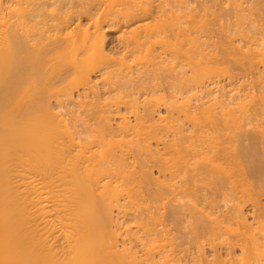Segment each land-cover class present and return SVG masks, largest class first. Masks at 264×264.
Returning a JSON list of instances; mask_svg holds the SVG:
<instances>
[{"label": "bare ground", "instance_id": "obj_1", "mask_svg": "<svg viewBox=\"0 0 264 264\" xmlns=\"http://www.w3.org/2000/svg\"><path fill=\"white\" fill-rule=\"evenodd\" d=\"M57 1L54 9L48 0H0V264H264V200L252 197L264 199V123L240 135L248 142L238 150V133L227 141L219 138L222 129L218 136L204 133L205 114L199 113L210 111L203 101L174 106L188 84L181 73L186 63H194L189 77L206 90L215 82L206 85L204 72H211V61H220L216 55L204 60L211 52H204L201 32L189 37L185 1L175 0L177 14L174 0H107L102 12L96 7L102 0ZM67 3L79 9L65 8ZM84 15L89 25L71 28ZM121 27L115 57L107 48L108 32ZM249 39L245 49L238 47L254 72L264 46L253 47L255 37ZM221 46L225 56L234 43L231 53ZM169 57L178 60L181 72L176 65L169 72ZM214 87L207 94L217 93ZM227 91L223 87L214 98ZM161 104L178 107L187 121L180 125L169 110L168 123L158 124ZM208 114V122L219 124L220 117ZM236 116L229 112L220 124L241 127L243 119ZM165 126L172 128L171 138ZM259 143L262 153L252 155ZM130 157L139 165L130 164ZM243 160L249 165L240 172L236 167ZM252 179L256 186L250 188ZM143 200L152 205L142 207ZM249 200L255 226L246 210ZM186 205L189 237L182 232L189 221ZM206 206L218 214L211 217Z\"/></svg>", "mask_w": 264, "mask_h": 264}, {"label": "rangeland", "instance_id": "obj_2", "mask_svg": "<svg viewBox=\"0 0 264 264\" xmlns=\"http://www.w3.org/2000/svg\"><path fill=\"white\" fill-rule=\"evenodd\" d=\"M49 2H50V4H51V6H52V8H54V9H57L58 7H57V0H48ZM171 1H173V0H171ZM185 2H186V4L187 5H184L185 4V2H184V4H182V6L183 7H185V8H183V11H185L186 12V15H184L185 17L184 18H186V24H184L186 27H188V30L187 31H189L190 30V34L191 35H189V37L191 36V38H193V36H195V37H197L199 34H200V32H201V38L203 37L204 39H202V40H206V43H205V45L203 46L204 47V52L207 54V53H209V52H211L210 54H207V56L204 58V60L206 59V60H208L211 56H213V57H215V55L216 56H218V58L220 59V61H223V63L222 62H220V61H218V60H216V63H215V60L214 61H211V66L213 67V68H211L210 67V65L208 64V68L210 67L212 70H211V72L210 71H205L204 73L206 74V73H208V75H205L204 77L206 78V85H208V84H211L212 82H215V83H217V84H215V83H212L211 84V86H214L215 85V87H214V89L213 90H215L218 94H220L221 92L220 91H222V89H223V87H224V90H225V92L227 91V96H225L224 98L223 97H219V99L221 100V102L220 101H218L219 99H215L214 98V96L215 95H217V96H219L217 93H215V94H212L211 95V93L209 92V94H207V90H209V88H211V86L210 85H208V87L206 88V90H205V88H201L200 86H199V83L198 82H196V81H192L193 79V71H192V68H193V66H194V69H195V65H194V63H191L193 66H190L191 64L190 63H186V66L184 65V67H185V69L183 68V69H181V70H183L182 72H181V70H179L178 68H177V61L175 60V59H173V58H171V57H169L170 59L169 60H167V61H169L168 63H165V64H168L167 65V67H169L170 65H174L173 67H175V65H176V71H178V73L179 72H181V73H183L184 74V79L187 81L188 80V84L191 82V85L189 84H187V86L185 87V92H184V94L182 95H177L178 96V100H179V102H178V100L175 102L174 100H173V102H175L174 103V106H176L178 103H179V105H178V107H180L181 105V108H183V106L185 105V106H188V108L189 107H191V105L194 107V104L195 105H197V104H200V103H202V101L204 102V104H203V107L206 109H208L210 112H208V113H216L217 112V110L216 109H218V112L220 113H218V114H215V117L217 118L216 120L217 121H219V117L221 118L220 119V121H219V124H220V122H222V118L223 117H228V114H229V112H232V113H235L237 116V118H239L240 120L241 119H243L241 122H243L244 124H242V125H244V126H242L241 125V127H242V129H244V127H245V129L243 130V132L241 131V127H239L238 126V124L236 125L237 126V128H236V126H234L233 125V127H229L230 129V131L229 130H226L227 128H226V126L222 123V124H220L221 125V127L219 126V124H214L213 122H211L210 123V121L208 122V120H210L209 118L210 117H207V112L206 111H204V112H202V111H200V113L199 114H202L203 113V115L205 116H202V117H204L203 119L205 120V122H203L204 120L202 119V122H203V126L204 127H202L203 128V130H206V131H204V133L205 134H210V135H213V136H216L218 133H220V134H218L219 135V138L221 139V140H223L225 137L227 138V137H229V136H227V135H232L233 134V136L232 137H234V135L235 134H237L238 133V135L239 136H237V135H235V139L238 137V142L237 141H235V143H234V146L236 145L237 147V149L238 150H240V147L243 145L244 146V144H247V142H245V141H241V139H239L240 138V135H242L243 133H245L246 132V130H248V133L249 132H251L252 133V130L255 128V129H257L256 127H254V124H256V123H259V125L262 123H264V120H261V119H264V105H262V103H264V85H262V83L264 84V56L262 57V55H259L258 57H256L257 58V60L258 59H260V60H258V64L256 63V65L254 66L255 67V71L253 72V70H254V68L253 67H247L249 64H247V65H245L246 63H248L247 61H248V59L246 60L245 58H244V56L241 54V50L239 51V47H242V45H243V47L242 48H244V47H247V43L248 44H250V42H246L245 41V39L248 41V36L250 35V39L252 38H254L255 37V40L253 39V41H255L256 43H257V45L255 44V46H253V47H256V46H261V47H263L264 45L262 44V43H264V0H234V3H233V0H184ZM229 1V2H228ZM232 1V3H230ZM236 1V2H235ZM239 1H240V5H241V7H239V9L238 10H240V9H242V6L244 5V3H245V5L243 6L245 9H242L241 11V15L238 13V15L240 16V18H239V16L237 15V14H235V13H237V12H240V11H238L237 9V11L235 10L234 11V9L235 8H233L234 6H235V3H237V4H239ZM262 1H263V3H262ZM48 2V3H49ZM76 2V1H75ZM74 2V4L75 5H77L76 3ZM79 2V1H78ZM98 1H96V4H97V8L98 7H100L101 8V12H102V10H103V8H104V6H105V4L107 3V0H104V4H103V0H102V3H101V1H100V3H97ZM174 2V3H173ZM171 4H173V5H175L174 6V10H175V7H176V5H177V7H179L178 6V2L176 1L175 2V0L173 1ZM229 3L230 4H232V5H230L229 6ZM68 4V3H67ZM67 4H65V8H69L70 6H72L71 4H68V6H67ZM101 4V5H100ZM99 5V6H98ZM258 5H261V6H258ZM187 6V7H186ZM76 7V6H75ZM177 7H176V13L175 14H177ZM236 7V6H235ZM247 7H249V9H247ZM253 7V8H252ZM230 9V12H229V9ZM70 9H71V7H70ZM77 9H79V7H76V9L72 6V10H77ZM261 9V10H260ZM49 10H53V9H51L50 7H49ZM172 10H173V8H172ZM248 10V11H247ZM251 10V11H250ZM247 12V16L246 15H244V13L246 14V12ZM249 11H250V13H249ZM99 12H100V9H99ZM179 12V11H178ZM185 12H183V14H185ZM232 12V13H231ZM234 12V13H233ZM252 12V13H251ZM243 13V14H242ZM259 13V14H258ZM227 14H229V15H227ZM237 15L238 17H235V15ZM242 15L244 16V17H242ZM259 15V16H258ZM248 18H246V17ZM228 17V18H227ZM235 17V18H234ZM242 17V18H241ZM261 17V18H260ZM81 19H82V21H81ZM241 20L242 19V21H244V19H246L244 22H240V20H239V22L238 21H235V20ZM79 20V21H78ZM205 20V21H204ZM74 21L75 22H73V26L71 25V28L72 27H74V25H76V23L78 22H80V23H82V27H87L88 25H89V22H90V19H89V16H87V15H84V16H82L81 18H77V19H74ZM149 21H151L152 22V18L151 19H149ZM200 21H202V22H200ZM211 21H213V23H211ZM217 21V22H216ZM228 21V22H227ZM185 22V21H184ZM236 22V23H235ZM75 23V24H74ZM201 23V24H200ZM218 23V24H217ZM244 25V27L242 28V24ZM203 24H206V25H208V26H206V25H203ZM214 24V25H213ZM216 24V25H215ZM223 24H225L224 26H223ZM227 24L229 25V26H227ZM235 24H238V25H235ZM240 24V25H239ZM211 26V27H210ZM216 26V27H215ZM222 27V28H220V27ZM226 26V27H225ZM237 26H239V27H237ZM240 26H241V28H240ZM212 28L211 30H212V33H210L209 35H211V37L208 35V33L207 32H205V34H207V36L205 35L204 36V33L202 32L203 31V29H204V31L205 30H207L208 28ZM70 27H69V29H71ZM216 28V29H215ZM221 29L220 30V33H219V30L218 29ZM234 28H236V29H234ZM238 28V29H237ZM245 28H247V29H245ZM69 29H67V31L69 30ZM120 29L121 30H123V28L121 27V28H119L118 30H116V31H112V32H108V50H109V48H110V54L112 53V55L113 56H117L118 57V55H119V53H118V50L116 49V36L118 35V33L120 32ZM239 29H242V30H239ZM192 30V31H191ZM213 30H215V32H216V34H215V32H213ZM232 30V31H231ZM233 30H235V31H233ZM238 30V31H237ZM243 30H245V31H243ZM229 31H230V33L232 32V34H230L229 33ZM241 31H242V33H241ZM247 31H249L248 33H247ZM191 32H193V34L191 33ZM235 32V33H234ZM239 32V33H238ZM243 32H245V33H243ZM196 33H199V34H196ZM219 33V34H218ZM227 33H229L230 35L228 36V34ZM120 34V33H119ZM189 34V33H188ZM213 34V35H212ZM243 34L245 35V34H248V36L246 35V36H243ZM217 37H216V36ZM221 36V37H220ZM229 38H228V37ZM233 36V37H232ZM235 36V37H234ZM188 36H187V39H191V38H189ZM206 37H207V39H206ZM210 37V38H209ZM200 38V39H201ZM209 38V39H208ZM228 39V40H227ZM230 39V40H229ZM232 39H233V41H232ZM250 39H249V41H250ZM218 42H217V41ZM221 40V41H220ZM257 40V41H256ZM208 41V42H207ZM227 41H229V42H227ZM244 41V42H243ZM189 42V41H188ZM213 42H214V44H213ZM215 42H217V44H215ZM227 42V43H226ZM231 42H232V46H233V43H234V46H233V49H232V46H231ZM236 42V43H235ZM246 42V43H245ZM252 42V41H251ZM245 43V44H244ZM259 43H261V44H259ZM235 44H236V47H238L239 46V44H240V46L238 47V48H236L235 47ZM215 45H216V47H215ZM219 45V46H218ZM222 45V46H221ZM229 45H230V48L232 49V51H231V49L229 48ZM246 45V46H245ZM207 46V48L205 49V47ZM220 46L221 47H227L226 48V50L225 51H229V53H231V54H226L225 56H224V51H223V49L221 48L220 49ZM235 47V48H234ZM215 48H217V49H215ZM224 48V49H225ZM229 48V49H228ZM264 48V47H263ZM235 49V50H234ZM245 49V48H244ZM214 50V51H213ZM235 52H234V51ZM220 51V52H219ZM223 51V54L221 53ZM231 51V52H230ZM264 51V50H263ZM212 52H214V53H212ZM216 52V53H215ZM218 52V53H217ZM234 52V53H233ZM236 52H237V54H236ZM239 52V53H238ZM221 53V54H220ZM210 55V56H209ZM221 55V56H220ZM231 55H234V56H236L237 55V57L235 58L234 56H231ZM223 57V58H222ZM234 57V58H233ZM239 57V58H238ZM261 57L263 58V60H261ZM231 59V60H230ZM194 60H196V59H194ZM226 60H227V62H226ZM228 60H229V62H228ZM256 60V59H255ZM219 63H218V62ZM232 61V62H231ZM233 61H235L234 63H233ZM263 63H261V62ZM244 62H246V63H244ZM214 63V64H213ZM218 63V64H217ZM236 63H238V64H236ZM241 63H243L244 64V66H243V64L241 65ZM222 66H221V65ZM259 65V66H258ZM172 66H170L168 69H170L169 70V72L171 73L172 71H171V69H172ZM191 68H190V67ZM216 66H217V70L219 71H217V75H216ZM256 66H258L259 67V69L260 70H262V72H261V74L258 72V70L256 71V69H258ZM245 67V68H244ZM210 68H209V70H210ZM214 68H215V70H214ZM227 68H228V71H227ZM247 68H249V69H253L252 70V72L249 70V69H247ZM191 69V70H190ZM259 70V71H260ZM174 72V73H176L177 74V72ZM215 71V72H214ZM225 71V72H224ZM246 71H248V72H246ZM250 71V72H249ZM211 73H212V75L214 74V76H210L211 75ZM219 73V74H218ZM253 73V74H252ZM260 75V78H258V76ZM263 75V76H262ZM192 77V78H190V77ZM213 78V79H212ZM258 78V79H257ZM262 78V79H261ZM173 79V80H172ZM192 79V80H191ZM211 81V79L213 80V81H209V80ZM216 79V80H215ZM171 81H173V82H175L174 80H175V78H171L170 79ZM218 80V81H217ZM258 80L260 81V83L258 82ZM263 80V81H262ZM193 82H194V84H193ZM198 83V84H196V83ZM210 82V83H209ZM186 85V84H185ZM199 86L200 87V89H198V87L197 86ZM219 85V87H217V86ZM176 86V85H175ZM190 86H191V89H190ZM263 86V87H262ZM187 87H189V88H187ZM193 87V88H192ZM196 87V88H195ZM222 89H221V88ZM176 88V87H175ZM220 88V89H219ZM226 88V89H225ZM262 88V89H261ZM187 89H188V91H187ZM203 89V90H202ZM189 90H191V91H189ZM193 90V91H192ZM196 91V93H195V91ZM218 90V91H217ZM220 90V91H219ZM233 90V91H232ZM262 92H261V91ZM204 91V92H203ZM206 91V92H205ZM230 91H231V93H230ZM189 92V93H188ZM213 92V91H212ZM162 93V92H161ZM173 93H175V91L173 92ZM206 93V94H205ZM261 93V94H260ZM228 94H230V97L228 96ZM231 94H234V95H236V96H233V95H231ZM239 94V95H238ZM193 95H195V96H197V98L195 97V96H193ZM202 95V97L200 98V96ZM208 95V96H207ZM188 97V98H186V97ZM193 96V97H192ZM232 96H233V98H232ZM263 96V97H262ZM199 97V98H198ZM207 97V98H206ZM235 97V98H234ZM237 97V98H236ZM148 98H151V96H149ZM183 98H185V100L183 99ZM231 98V100H229ZM262 100H260V99ZM198 99V100H197ZM210 99V100H209ZM225 99V100H224ZM234 99H235V101H234ZM240 101H239V100ZM253 99V100H252ZM254 99H258V101L257 100H255L254 101ZM188 100V102H186ZM206 102H205V101ZM242 100V101H241ZM251 100H252V102H251ZM260 100V101H259ZM181 101V102H180ZM211 103H210V102ZM222 101H223V103H222ZM250 101V102H249ZM173 102H171V103H173ZM207 102H209V103H207ZM254 102H255V104L256 103H258L259 105H255L254 104ZM55 103V102H54ZM182 103V104H181ZM222 104V105H220V104ZM237 103H238V105H237ZM242 105H240V104ZM243 103V104H242ZM170 104V103H169ZM169 104H167L168 106V108L167 107H164V105L163 104H161V106L159 107V110H161L160 112L161 113H159V114H157V116L155 117V119H156V121L159 119L158 117H160L159 115H161V116H164V117H160V121L158 122V124H160L161 122H162V124H160V125H163L164 126V124L166 125V123H168V122H166L165 123V121H167V119H165V116L166 117H168V115L170 114L169 112L171 111L172 113H173V117L175 116V118L177 117V119H178V121L177 122H179V120H180V125H183V123H184V121H187V119H186V117H184V115H183V113H181V112H178L177 111V108L178 107H175V108H173V109H170V108H172V107H174L173 106V104L172 105H169ZM187 104V105H186ZM189 104V105H188ZM206 104H208V105H206ZM216 104V105H215ZM250 104V105H249ZM55 105H56V103H55ZM251 105H253V106H251ZM255 105V106H254ZM185 106H184V108H185ZM211 108H210V107ZM215 108H214V107ZM229 106H231V107H229ZM234 106V107H233ZM239 106V107H238ZM250 106V107H249ZM256 106L258 107V109H260V110H256ZM263 106V107H262ZM252 107V108H251ZM161 108V109H160ZM203 108V109H204ZM210 108V109H209ZM214 108V109H213ZM246 108H247V110H246ZM250 108V109H249ZM255 108V109H254ZM168 109V110H167ZM204 109V110H205ZM206 109V110H207ZM221 109V110H220ZM234 111H232V110ZM240 109V111L238 112V110ZM263 109V110H262ZM170 110V111H169ZM172 110H175V111H172ZM211 110H213V111H211ZM223 110V111H222ZM250 110V112L254 115L255 113L257 114H255L254 116H252V114L250 113V112H247V111H249ZM262 110V111H261ZM229 111V112H228ZM244 111V112H243ZM240 113L241 112V114L239 115L238 113ZM177 113V114H176ZM180 115H179V114ZM247 113H249V114H251V115H249V114H247ZM258 113L260 114V115H258ZM177 116H176V115ZM227 114V115H226ZM243 114V115H242ZM245 114V115H244ZM77 115V114H76ZM75 115V116H76ZM209 116H210V114H208ZM221 115H223V116H221ZM226 115V116H225ZM262 115V116H261ZM181 116V117H180ZM211 116H212V114H211ZM245 116V117H244ZM248 116V117H247ZM261 116V117H260ZM213 117H214V115H213ZM164 118V120H162ZM182 118H184V119H182ZM246 118V119H245ZM253 118H255V119H253ZM258 120H257V119ZM260 118V119H259ZM68 119V118H67ZM252 119V120H251ZM118 120V118L117 119H115L114 121H112V123H114V125H115V122ZM169 120V119H168ZM247 120V121H246ZM257 122H256V121ZM74 121H75V119H74ZM182 121V122H181ZM245 121V122H244ZM263 121V122H262ZM73 122V121H72ZM76 122V121H75ZM118 122V121H117ZM240 122V123H241ZM261 122V123H260ZM77 124H79V122H76ZM169 123H170V120H169ZM182 123V124H181ZM188 123V122H187ZM225 123V122H224ZM254 123V124H253ZM190 124V123H189ZM205 124H206V126L208 127L209 126V128H207L206 126H205ZM211 124V125H210ZM213 126V127H212ZM218 126V127H217ZM256 126V125H255ZM263 127H264V124L262 125ZM169 126H165V130H166V133L168 132L169 133V135H170V138H171V135L173 134V130H172V128L171 127H169ZM224 127V128H223ZM171 128V130H169ZM205 128V129H204ZM239 128V129H238ZM222 129V130H221ZM224 129V130H223ZM236 129V130H235ZM238 129V130H237ZM249 129H251V131L249 130ZM253 130L254 132H256V130ZM165 130H163V131H165ZM214 130H215V132H214ZM221 130V131H220ZM241 132H240V131ZM220 131V132H219ZM222 131H224V132H222ZM232 131V132H231ZM233 131H234V133H233ZM239 131V132H238ZM214 132V133H213ZM230 132V133H229ZM236 132V133H235ZM216 134V135H215ZM222 134V135H221ZM223 134H225V135H223ZM217 135V136H218ZM230 135V136H231ZM223 138H221V137ZM169 137V136H168ZM219 138H217V140H219ZM225 138V139H226ZM239 140H240V142H241V144H240V142H239ZM226 141H227V139H226ZM244 142V143H243ZM228 143V142H227ZM249 144V143H248ZM154 145L156 146V144L154 143ZM153 145V146H154ZM229 145V144H228ZM240 145V146H239ZM154 146V147H155ZM233 146V147H234ZM262 145H261V143H259V146L257 147V149L256 150H254V152H252V155L253 154H256V155H259L260 153H262V152H260L259 153V150L260 149H262V147H261ZM158 147H160V149H163L162 147H163V145L162 144H160ZM259 148V149H258ZM242 149V148H241ZM263 150V149H262ZM262 150H260V151H262ZM241 153V152H240ZM241 155V154H240ZM243 155V154H242ZM131 160V161H130ZM130 160L128 159V161H129V163L130 164H134L135 165V163H136V165L138 164L139 165V161H137V160H134V159H131V157H130ZM248 165H249V161L248 160H243V162L241 161V164L239 165V168H238V166L236 167L237 168V170H239L240 172L243 170L244 171V169H245V171H247V169H248ZM155 169H153V175H156L155 177H157L158 175H159V172H157L158 171V168L157 167H154ZM130 169H134V166H132V167H130ZM238 171V172H239ZM242 171V172H243ZM160 176H161V174H160ZM160 179H164V177L163 176H161L160 177ZM252 182H250V184L252 185V187H251V185H249L250 186V188H253L254 187V185L256 186V181H253V179L251 180ZM253 191V190H252ZM255 196V197H254ZM257 196V197H256ZM252 197H254L253 199H262L261 201H263L264 199H263V197H261V196H258V195H253ZM251 197V198H252ZM141 201V200H140ZM250 201V202H249ZM248 202H247V206H246V210H248L247 211V213H248V217H249V222H252L253 221V216H252V213H251V209H252V202H253V200H249ZM143 202V205H142V207H144L145 205H144V202L146 203H148L147 205H152V203L150 204V201L149 200H146V201H142ZM142 202H140L141 204H142ZM190 202V203H189ZM188 202V205L190 206V204H191V206L193 205V204H195V202H194V200L191 202V201H189ZM252 203V204H251ZM187 204V203H186ZM146 205V206H147ZM188 205H186L185 206V210H184V212L185 213H188L187 214V218L186 219H188L187 221V223H185V228L183 229V233H185V235H186V237H189V235H190V233H187L186 231H188L189 230V226H190V219L191 218H189L190 216H189V211H190V209L192 210V207L189 209L188 208ZM193 207H194V205H193ZM207 207H208V209H207ZM189 209V211H188V209ZM209 206H206L205 207V209L203 210L204 212H206L207 214H209V210H211L210 212H212L213 214H212V216L211 217H213V216H215V215H217L218 213L216 212V211H214L212 208H210ZM194 210V209H193ZM206 210H208V211H206ZM116 211V210H115ZM114 211V214H116L117 213V211L115 212ZM211 214V213H210ZM251 214V215H250ZM189 216V217H188ZM210 216V215H209ZM252 217V218H251ZM255 221V220H254ZM253 221V226H255L257 223H256V221L254 222ZM256 223V224H255ZM169 225H171V224H169ZM189 225V226H188ZM173 225H171V226H168L169 228L170 227H172ZM174 228V226L172 227V229ZM175 229V228H174ZM172 230L173 232H175V236H182V232L181 231H179V230H177V229H175V230ZM223 230V229H222ZM256 230V229H255ZM179 232V233H178ZM180 234V235H179ZM185 235H183L184 236V238H186L185 237ZM180 239L181 238H177V239H174V241L175 242H173V243H176V242H179L180 241ZM221 239V238H220ZM219 239V240H220ZM186 240H188V239H186ZM218 240V241H219ZM173 243H172V245H173ZM171 245V244H170ZM169 245V246H170ZM173 246H175V247H177L175 244L173 245ZM177 249V248H176ZM207 250H208V254H211V249L210 248H207ZM180 254V253H179ZM181 255V254H180ZM184 262V261H183Z\"/></svg>", "mask_w": 264, "mask_h": 264}]
</instances>
